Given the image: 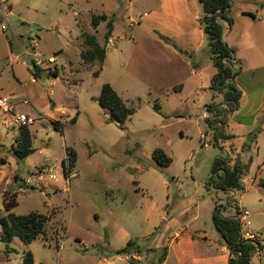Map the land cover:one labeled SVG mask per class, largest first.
Wrapping results in <instances>:
<instances>
[{"label": "rangeland", "instance_id": "rangeland-1", "mask_svg": "<svg viewBox=\"0 0 264 264\" xmlns=\"http://www.w3.org/2000/svg\"><path fill=\"white\" fill-rule=\"evenodd\" d=\"M159 1L9 0L12 14L0 11L14 52L22 54L20 61L31 66L34 50L28 37L36 34L39 59L49 69V74L44 71L36 83L22 80L23 88L33 95L18 96V100L24 103L27 99L39 108H44L47 100L58 109L56 114L61 110L66 114H58L54 121L42 115L33 123L34 151L24 160H18L11 149L19 125L13 122L12 129L1 122L0 170L5 167V173L0 171V264H24L29 251L34 264H98L101 254L114 256V250L128 240L140 246V253H134L137 257L131 258L130 264H154L163 251V236L183 223L195 229L215 230L212 213L216 204L226 207V215H235L237 209L239 213L248 210L250 215L242 227L264 242V186L256 182L229 193L216 190L210 183L211 169L221 152L212 138L200 134L199 126L203 130L207 127L199 118L202 108L193 106L191 97L189 105L181 106L166 91L155 92L139 79V66L147 64L143 55H134V39L150 37L148 25L140 16L158 6ZM75 8L80 13V28L74 23ZM27 14L42 25L25 22ZM94 14L113 18L114 40L105 42L106 21H101L97 29L92 27ZM83 29L94 33L98 43L106 46V58L97 77L94 72L99 65H86L80 57L86 48L80 34ZM51 56H55V62L49 60ZM201 58L203 50L192 61L200 62ZM19 67L29 75L27 66ZM54 68L58 76H49ZM106 83L135 108L123 127L98 101ZM206 91L210 92L208 88ZM67 147L77 152L76 167L71 172L76 175L70 178L63 169ZM157 147L172 157L171 165L160 166L154 160ZM247 154L251 156L245 162L241 159L246 181L257 171L256 154L245 149ZM2 158L7 160L6 165L1 163ZM252 158L255 163L248 166ZM37 171L45 172L44 179L25 184L24 180ZM49 173L57 178L50 179ZM16 174L22 178L17 185ZM20 184L26 186L25 190L19 191ZM6 191L8 196L17 193L18 204L11 212L21 215L39 211L51 217L46 232L31 243L19 237L2 240ZM154 203L158 204L156 208ZM163 210L168 213L166 221L157 218ZM121 227L130 232L127 241H123ZM251 264H264V252L256 253Z\"/></svg>", "mask_w": 264, "mask_h": 264}, {"label": "crops", "instance_id": "crops-1", "mask_svg": "<svg viewBox=\"0 0 264 264\" xmlns=\"http://www.w3.org/2000/svg\"><path fill=\"white\" fill-rule=\"evenodd\" d=\"M8 1L0 0V11L12 14V4H8ZM130 3L132 4L133 0H130ZM25 10L27 11V9ZM1 12L0 97L6 99L10 104L11 111L10 113H3L0 109V127L1 122L7 128L12 129L15 128L12 125L13 122L19 125V131L12 143V145H15L22 124H28L32 131L33 123L39 121L42 115L54 121L59 117L58 114L62 116L66 114L64 110L56 114L55 112H58V109L52 102L47 100L44 103V108H39L35 103L30 105L27 99H24V103L18 100V96L27 95L31 97L33 95L28 93L32 91L23 88L22 80L25 83L26 81L36 83L38 79L34 78L31 66L24 61H20L22 54L14 52L11 39L7 35L8 27L2 29L1 26L4 23ZM231 12L235 22L229 29L225 27L224 39L235 50L236 57L242 64V70L236 77L242 95L238 110L227 115V133L233 135V138L221 140L220 145L223 147L224 153L233 159L238 158L240 161L251 156L244 155L245 149H250L251 152L256 154L257 171L254 177L247 181L243 176L241 181L244 186V184L252 185L256 182L260 184V180L264 179V0H233ZM73 14L74 23L79 27L80 13L75 8ZM202 16L203 7L199 0H160L158 6L147 9L140 16L148 25L147 31L150 37L147 39H134L133 52L135 51L134 55H143L144 63L147 64L139 66L138 76L142 83L144 82L149 89L155 92L166 91L181 106L189 105L188 100L191 97L192 105L202 108L199 118L206 122L207 127L204 130L199 126L201 136H209L213 139V134L216 133L214 128L216 126L220 128L221 124L215 122L211 128H208L207 117L210 113L207 105L222 102V96L210 89L216 67L206 47L208 39L201 24ZM31 17L27 14V21H24H30L38 26L42 25L40 21L37 22ZM149 30H154V32L151 33ZM160 35L166 37L167 40L161 38ZM28 39L31 44L30 47L34 50V59L39 63L38 65L44 68L42 60L39 59L38 36L36 34L30 35ZM111 39H115L113 34ZM202 50L204 58H201L200 62L193 63L192 60L195 59L196 54ZM49 60L55 62V56H51ZM21 65L28 67L30 70L29 75L21 72L19 67ZM46 72L49 74L48 70ZM49 76L55 75L51 73ZM188 88H190L189 93H187ZM207 88L210 90L209 93L206 91ZM114 89L116 90V88ZM116 91L119 93L118 90ZM199 93H203L201 97ZM42 98H45V96L43 95ZM123 100L128 105L127 101ZM222 105L225 106L224 103ZM48 109L52 112H49ZM20 114L27 115L28 120L25 123L17 122L14 119V115ZM180 133L183 135L182 131ZM11 149L13 152V148ZM254 161V158H252V163H255ZM7 163L6 160L4 165ZM0 171L5 173V167L1 168ZM21 180L22 178L19 177L16 185ZM25 187L20 184L19 191L25 190ZM64 189L69 190V187ZM232 193L235 194V192ZM157 205V203H154L153 207L156 208ZM167 214V211L163 210L158 213L157 218L166 221ZM122 230L123 236H125L122 237L123 241H127L130 232L124 227H121ZM163 237L164 246H168V253L161 264H228L229 262V249L216 229L212 231L204 228L195 229L191 224L183 223L181 228L175 229L172 233H167ZM85 243L84 240L80 239V244L84 247H86ZM126 244L115 249L114 252L125 247ZM100 245L103 246V244ZM136 257L135 254L115 253L111 257L107 254H101L98 264H130V259Z\"/></svg>", "mask_w": 264, "mask_h": 264}, {"label": "trees", "instance_id": "trees-1", "mask_svg": "<svg viewBox=\"0 0 264 264\" xmlns=\"http://www.w3.org/2000/svg\"><path fill=\"white\" fill-rule=\"evenodd\" d=\"M199 1L203 7L201 24L208 39V53L217 69L212 77L210 89L214 93L222 96V102L207 105L210 113L209 117H207L208 128H211L215 122L221 124L220 128L218 126L214 128L216 129V133L212 143L218 147L221 156H217L213 162L210 183H212V186L216 190L229 193L230 191L244 189L241 180L245 174V165L238 158L233 159L224 153L222 150L223 147L220 145L221 140L233 138V135L227 133V115L238 110L242 95L236 82V77L242 70V64L236 57L235 50L224 39L225 27L230 28L235 22L231 12L233 0ZM101 21L107 22V31L104 35L105 42L107 43L112 38L114 20L107 14H94L91 21L92 27L97 29ZM160 37L167 40L162 35ZM81 38L86 47L80 53L81 60L86 65H99V68L94 72V76L97 77L106 58V46H101L98 43L94 33L85 30L81 31ZM30 65L35 79H39L44 71L49 70L38 65L34 58L31 59ZM50 72L55 76L59 74L58 69ZM98 101L102 107L111 110L121 127H123L122 124L135 112V108L127 105L121 95L109 83L103 85ZM77 118L78 113L72 120L76 121ZM56 128H59L58 125H56ZM66 150L67 156L64 159L65 173L69 175L76 166L77 152L71 147H67ZM33 151L32 131L28 124H22L20 126V134L17 136L16 144L13 147L14 156L18 160H24ZM153 158L160 166H169L173 161L172 157L160 147L154 149ZM1 162L4 164L6 161L2 158ZM251 162L252 159L249 160L247 165L249 166ZM215 174L216 178L214 176ZM15 180H19L17 174L15 175ZM260 184L264 186V179L260 180ZM17 204V193L8 196V191H6L4 195V208L7 215L1 218L3 230L2 240L9 242L14 237H19L23 242L31 243L38 236L46 232L45 229L51 217L39 211H31L21 215L15 214L11 210ZM223 208L226 207L216 204L215 210L212 213V219L216 230L229 249L230 256L228 264H251L252 257L257 252H264V242L258 239L243 238L238 209L235 215L229 216L224 215ZM162 249L161 255L158 256L154 264H161L166 259L168 246L165 245ZM116 253H140V246L137 241L129 240L126 246L117 250ZM24 264H34V256L31 251L24 255Z\"/></svg>", "mask_w": 264, "mask_h": 264}, {"label": "built area", "instance_id": "built-area-1", "mask_svg": "<svg viewBox=\"0 0 264 264\" xmlns=\"http://www.w3.org/2000/svg\"><path fill=\"white\" fill-rule=\"evenodd\" d=\"M1 26L2 29L6 28L5 23H3ZM0 109L3 113H10L11 111L10 104L3 97H0ZM14 119L17 122L25 123L28 120V117L26 114H20V115H14ZM75 175H76L75 173L70 172V174L67 177L70 178V177H74ZM44 176H45V172L39 173V171H37L35 176H33L32 178L28 177L24 181L26 184H31V183L37 184L40 180L44 179ZM49 178L56 179L57 176L56 174L49 173ZM249 215L250 212L248 210H244L238 214L241 222V234L242 237L245 239H257L258 236L254 232L249 230L247 227H242V224L247 221Z\"/></svg>", "mask_w": 264, "mask_h": 264}, {"label": "water", "instance_id": "water-1", "mask_svg": "<svg viewBox=\"0 0 264 264\" xmlns=\"http://www.w3.org/2000/svg\"><path fill=\"white\" fill-rule=\"evenodd\" d=\"M215 137V133L213 134V138ZM63 169H64V174H65V163L63 161Z\"/></svg>", "mask_w": 264, "mask_h": 264}]
</instances>
